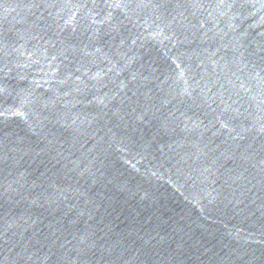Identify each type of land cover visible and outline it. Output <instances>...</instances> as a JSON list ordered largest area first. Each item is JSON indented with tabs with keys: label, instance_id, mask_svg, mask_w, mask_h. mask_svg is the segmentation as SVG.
Listing matches in <instances>:
<instances>
[{
	"label": "water",
	"instance_id": "1",
	"mask_svg": "<svg viewBox=\"0 0 264 264\" xmlns=\"http://www.w3.org/2000/svg\"><path fill=\"white\" fill-rule=\"evenodd\" d=\"M0 264H264V0H0Z\"/></svg>",
	"mask_w": 264,
	"mask_h": 264
}]
</instances>
